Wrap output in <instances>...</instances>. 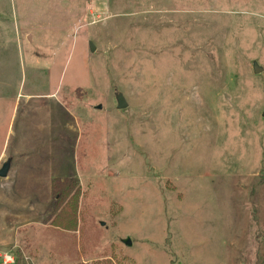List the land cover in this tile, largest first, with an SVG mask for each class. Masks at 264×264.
<instances>
[{
	"label": "rangeland",
	"instance_id": "obj_1",
	"mask_svg": "<svg viewBox=\"0 0 264 264\" xmlns=\"http://www.w3.org/2000/svg\"><path fill=\"white\" fill-rule=\"evenodd\" d=\"M8 158L14 264H264V0H0ZM59 179L79 230L51 223Z\"/></svg>",
	"mask_w": 264,
	"mask_h": 264
},
{
	"label": "trees",
	"instance_id": "obj_2",
	"mask_svg": "<svg viewBox=\"0 0 264 264\" xmlns=\"http://www.w3.org/2000/svg\"><path fill=\"white\" fill-rule=\"evenodd\" d=\"M52 190L55 194H59L56 199L54 214L51 223L56 227L65 230H79V218L82 193L79 185L71 179H59L52 183ZM66 264H132L131 260L124 255H117L115 252L105 254L102 257L95 258L91 261L84 262L80 259Z\"/></svg>",
	"mask_w": 264,
	"mask_h": 264
},
{
	"label": "water",
	"instance_id": "obj_3",
	"mask_svg": "<svg viewBox=\"0 0 264 264\" xmlns=\"http://www.w3.org/2000/svg\"><path fill=\"white\" fill-rule=\"evenodd\" d=\"M89 45H90V49L93 51L95 49L93 42L90 41ZM253 69H254V72H260L262 70V67L255 61L253 63ZM116 100H117V108L123 109V108L127 107L128 103H127L126 98L122 92H118L116 94ZM98 107L101 108V105H98ZM10 164H11V159L8 158L3 163L2 167L0 168V177H6L7 176L9 168H10ZM124 242L128 245L131 244L130 238L125 239Z\"/></svg>",
	"mask_w": 264,
	"mask_h": 264
},
{
	"label": "built area",
	"instance_id": "obj_4",
	"mask_svg": "<svg viewBox=\"0 0 264 264\" xmlns=\"http://www.w3.org/2000/svg\"><path fill=\"white\" fill-rule=\"evenodd\" d=\"M16 257L12 252H3L0 256V264H14Z\"/></svg>",
	"mask_w": 264,
	"mask_h": 264
},
{
	"label": "crops",
	"instance_id": "obj_5",
	"mask_svg": "<svg viewBox=\"0 0 264 264\" xmlns=\"http://www.w3.org/2000/svg\"><path fill=\"white\" fill-rule=\"evenodd\" d=\"M1 256V255H0Z\"/></svg>",
	"mask_w": 264,
	"mask_h": 264
}]
</instances>
